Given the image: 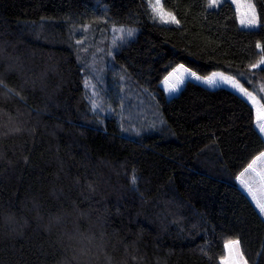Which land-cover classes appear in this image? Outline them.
<instances>
[{
	"label": "trees",
	"instance_id": "obj_1",
	"mask_svg": "<svg viewBox=\"0 0 264 264\" xmlns=\"http://www.w3.org/2000/svg\"><path fill=\"white\" fill-rule=\"evenodd\" d=\"M208 4L163 0L179 21L163 25L148 0H0V264H220L236 240L264 264L235 181L264 151L252 107L161 86L178 65L222 72L264 107V27ZM111 27L137 34L114 48Z\"/></svg>",
	"mask_w": 264,
	"mask_h": 264
},
{
	"label": "rangeland",
	"instance_id": "obj_2",
	"mask_svg": "<svg viewBox=\"0 0 264 264\" xmlns=\"http://www.w3.org/2000/svg\"><path fill=\"white\" fill-rule=\"evenodd\" d=\"M148 2H150V0H148ZM224 2H229L231 6L233 7L236 13L238 26L241 29H247V30L257 29V28H248L244 26V24H247L248 21L252 20L254 16L257 17L256 10L251 0H209L208 6L210 9H216ZM155 20H157L158 23L163 24V25L174 24V23H163L158 18ZM241 21H244V24H242ZM120 29H123V31H121ZM129 31L132 32L131 36L128 35ZM108 34H109L108 35L109 43L111 44V47L115 48L117 45H122V44L124 45L126 42L134 38V36L137 34V31L134 29H130V28L111 27ZM97 64H100L98 60L94 61L93 66L91 67V73L93 76L97 75V71H96L98 68ZM259 65H264V64L259 63L258 66ZM191 73L193 72L188 70L184 66L181 67V65L176 66L172 71H170L165 77L167 78V80L164 78L161 83V86L166 94V98L169 99L173 97L174 95H176L177 93H179L180 89H182L185 83H187L188 81L195 82L197 84H200L210 89H215V88L227 89L237 94L238 96L242 97L246 102L252 105V107L256 111V124L259 129H260V125H264V107L262 106L258 97L254 95L253 93H251L250 91L246 90L240 84V82L237 81L234 77L227 75L225 73H222V72H211L205 76L195 73L196 76H199L201 78L197 80L195 77L191 75ZM214 73L222 74V76L221 75L213 76ZM209 77H212V80H213L212 83L207 82V78ZM225 78H229V79H227L226 81ZM234 85H237V86H234ZM240 89H243L244 91H241ZM246 93H250L251 95L249 96ZM136 109H137L136 106H134L131 109L132 116H134V114L136 113L137 111ZM123 119H126V118L123 117ZM263 136H264V133H263ZM253 169L254 171L252 169H248V171L245 172L241 176L238 186L240 187L242 191H245V187L247 189V185H249L248 197L251 199L252 203L255 205L256 202H255V199L253 198L254 191L261 193L262 198L264 199V191H261L262 189L264 190V155H261L256 159L255 163L253 164ZM256 170L260 172L261 178L256 176L255 174ZM261 216L264 219V214H261ZM222 260L224 261V264H245L246 262L240 252V249L236 248L234 245L232 246L231 251L225 248V256L224 258L220 260V264Z\"/></svg>",
	"mask_w": 264,
	"mask_h": 264
},
{
	"label": "snow or ice",
	"instance_id": "obj_3",
	"mask_svg": "<svg viewBox=\"0 0 264 264\" xmlns=\"http://www.w3.org/2000/svg\"><path fill=\"white\" fill-rule=\"evenodd\" d=\"M149 8L151 9V11L153 13V19H157L158 18L163 23L179 24V21L176 19V17L172 13L165 11L164 6H163V0H150ZM241 23L244 24V21H241ZM244 26L248 27V28H261V27H264V24H261L260 21L258 20V18L256 16H254L253 19L248 21L247 24H244ZM120 30L123 31V29H120ZM128 35L131 36L132 32L129 31ZM257 47L259 48L260 45L257 44ZM260 63L264 64V59H262L260 61ZM181 67H183V66L181 65ZM252 67L255 68V67H257V65H252ZM191 75L193 77H195L197 80L201 79L199 76H196L195 73H191ZM217 75H221L222 76V74H216V73L213 74V76H217ZM165 79L167 80V78H165ZM225 79L227 81V79H229V78H225ZM207 82L208 83H212L213 82L212 77L207 78ZM234 86H237V85H234ZM240 90L244 91L243 89H240ZM246 94L249 95V96L251 95L250 93H246ZM260 131L262 133H264V125H260ZM261 155H264V153H262ZM136 179L137 178L135 176H133V180H132L133 185H135ZM257 206L259 208L260 213L264 214V204H258ZM233 245L236 248H239V240L230 241V242L226 243L225 244V248L229 249L231 251V248H232ZM221 264H224L223 260H222ZM245 264H246V262H245Z\"/></svg>",
	"mask_w": 264,
	"mask_h": 264
},
{
	"label": "crops",
	"instance_id": "obj_4",
	"mask_svg": "<svg viewBox=\"0 0 264 264\" xmlns=\"http://www.w3.org/2000/svg\"><path fill=\"white\" fill-rule=\"evenodd\" d=\"M181 90V89H180ZM251 107H252V105L250 104V103H248ZM253 108V107H252ZM253 111H254V125H255V128H256V130L258 131V133L260 134V136L263 138V140H264V136H263V133L260 131V129L258 128V126H257V124H256V111H255V109L253 108ZM262 153H264V151L262 152ZM262 153H260L258 156H256L251 162H250V164L236 177V185L238 186V184H239V182H240V179H241V176L245 173V172H247L248 171V169H252L253 171H254V169H253V164L255 163V161H256V159L259 157V156H261V154ZM247 170V171H246ZM255 173V172H254ZM256 176L257 177H259V178H261V175H260V172H258L257 170H256ZM239 187V186H238ZM240 188V187H239ZM261 191H264L263 189L261 190ZM244 193H245V195L248 197V193H249V185H247V189H246V187H245V191H243ZM254 193V199H255V202H256V204L254 205L253 203V205L255 206V208L257 209V211L259 212V214H260V211H259V208H258V204H264V199L262 198V194L261 193H259V192H257V191H254L253 192ZM252 196H253V194H252ZM249 198V197H248ZM250 199V198H249ZM257 199H258V201H257ZM250 201H251V199H250ZM252 202V201H251ZM261 215V214H260ZM262 217V216H261Z\"/></svg>",
	"mask_w": 264,
	"mask_h": 264
}]
</instances>
